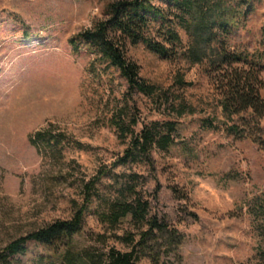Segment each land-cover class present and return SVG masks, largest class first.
Masks as SVG:
<instances>
[{
  "label": "rangeland",
  "instance_id": "obj_1",
  "mask_svg": "<svg viewBox=\"0 0 264 264\" xmlns=\"http://www.w3.org/2000/svg\"><path fill=\"white\" fill-rule=\"evenodd\" d=\"M114 1L0 0V251L33 230L71 219L85 201L84 185L124 154L132 134L172 122V142L154 148L152 165L118 166L95 184L72 244L102 254L129 251L116 235L138 240L145 227L127 216L112 230L98 214L132 187L151 201L150 215L178 233L177 249L160 233L147 242L157 264H264V116L260 129H247L262 146L231 130L242 123L224 113L211 66L221 42L241 56L234 67L259 69L264 81V0H201L208 10L201 28L192 22L200 16L179 21L167 1L154 0L176 22L181 44L173 60L142 43L127 44L141 77L157 87L151 98L130 91L119 69L91 47L81 43L76 51L71 44L106 19ZM222 20L230 32H223ZM159 25L151 23L150 36L170 48ZM260 94L264 98V85ZM44 130L73 143L61 142L59 153L33 146L29 137ZM174 186L187 198L178 199ZM64 250L30 242L0 264H63ZM138 264L156 263L147 255Z\"/></svg>",
  "mask_w": 264,
  "mask_h": 264
},
{
  "label": "trees",
  "instance_id": "obj_2",
  "mask_svg": "<svg viewBox=\"0 0 264 264\" xmlns=\"http://www.w3.org/2000/svg\"><path fill=\"white\" fill-rule=\"evenodd\" d=\"M153 1L117 0L110 2L106 8L108 17L95 22L91 29L84 31L79 43L71 41L76 51L79 50L81 43L91 47L102 59L119 69L130 91H138L150 98L157 95V87L141 77L139 65L128 57L127 44L142 43L150 52L165 60H173L178 55L175 49L181 44V36L175 28L176 22L167 18L165 10L154 5ZM165 1L170 4L169 9H175L179 13L177 16L179 21H183L187 14L200 16L196 20L192 19V22L194 26L201 28L202 19L207 18L208 10L207 12L204 10L201 0ZM157 21H160L159 29L163 32L165 41L170 43V48L150 36L151 23ZM220 27L225 33L231 30L229 23L223 20L220 22ZM190 52L195 60L201 61L202 58L197 52L193 49H190ZM215 55V58L211 60V66L216 73L214 85L219 92L222 109L228 117L236 116L242 123V126H232L231 130L235 133L246 134L254 143L262 146V142L253 135L252 131L247 130L248 127L250 130L252 127L260 129V120L264 116V98L260 94L264 81L259 76V69L256 70L251 66H248L249 68L234 67V64L241 63V56L228 52L221 42L218 53ZM163 125L164 128L158 123L144 125L138 133L132 134L130 145L124 154L116 158L109 167L100 169L98 175L84 185L85 201L71 219L56 220L10 241L0 251V259L5 257L3 259L5 260L7 256L24 253L27 245L35 242L50 247L63 246L65 248L63 264H103L106 261L105 258L109 264H138L140 258L147 255L157 264V255L146 252L147 242L154 239L157 233L167 235L170 244L175 245L177 249L179 244L176 241L179 238L177 230L167 222L150 215L151 201L141 197L132 187L121 191L118 198L108 203L107 210L98 214L99 220L112 230L127 216L145 227L141 229L138 240L133 234L116 235L119 240L131 246L129 251L121 252L110 248L106 254H102L94 248H77L71 242L72 238L84 228V218L88 205L92 201L94 186L104 175H109L115 167L130 163H151L152 165L154 148L165 149L172 142L174 124L165 122ZM116 127L121 134H127L118 122H116ZM64 141L72 142L67 140L65 135H56L50 130L38 131L29 137V142L33 146L38 148L43 146L54 153H59L58 151L63 149L61 142ZM133 177L137 176L133 175ZM172 192L178 199L187 198L186 193L178 186H174Z\"/></svg>",
  "mask_w": 264,
  "mask_h": 264
}]
</instances>
